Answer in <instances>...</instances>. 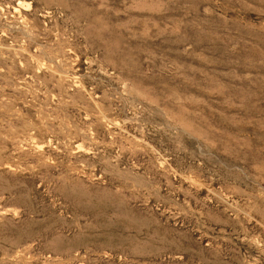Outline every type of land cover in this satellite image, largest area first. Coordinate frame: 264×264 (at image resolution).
I'll list each match as a JSON object with an SVG mask.
<instances>
[{"label":"rangeland","instance_id":"rangeland-1","mask_svg":"<svg viewBox=\"0 0 264 264\" xmlns=\"http://www.w3.org/2000/svg\"><path fill=\"white\" fill-rule=\"evenodd\" d=\"M0 264H264V0H0Z\"/></svg>","mask_w":264,"mask_h":264}]
</instances>
